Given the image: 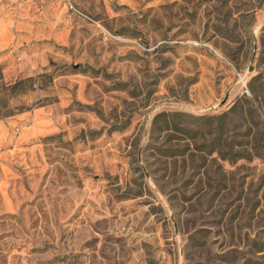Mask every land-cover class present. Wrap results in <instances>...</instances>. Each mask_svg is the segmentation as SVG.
<instances>
[{
  "label": "rangeland",
  "instance_id": "rangeland-1",
  "mask_svg": "<svg viewBox=\"0 0 264 264\" xmlns=\"http://www.w3.org/2000/svg\"><path fill=\"white\" fill-rule=\"evenodd\" d=\"M2 96L0 264H237L264 240V0H0Z\"/></svg>",
  "mask_w": 264,
  "mask_h": 264
},
{
  "label": "trees",
  "instance_id": "trees-1",
  "mask_svg": "<svg viewBox=\"0 0 264 264\" xmlns=\"http://www.w3.org/2000/svg\"><path fill=\"white\" fill-rule=\"evenodd\" d=\"M262 78L261 74L254 75L249 83V89L253 96L258 99L257 95V88H258V82ZM3 105H8L9 101L8 99H5L3 96L0 98ZM248 103L251 104V100L249 98H246ZM238 107L237 103L231 108L230 111L223 112L219 115H195L190 113H175L171 114V119L167 120L166 127L164 130H176L181 131L185 133V138H197L200 134V131L208 126H212V123H214V129L219 130L223 128L224 126V119L228 117L234 110ZM250 108L253 109V106ZM255 110V108H254ZM257 112V111H256ZM13 111H9L6 115H12ZM167 116L168 113H160L158 116ZM190 118L191 121H189L191 124L194 125L188 126L186 124L182 123V119ZM260 123L262 122V125L264 124L263 121H261V118L259 119ZM233 251H235V254L231 257V261L235 262L237 261V264H254L258 263V259H254L253 257L256 255H259L260 253L264 252V240H261L259 238H255L251 243H237V246H232ZM247 254L249 256H247ZM253 256V257H252Z\"/></svg>",
  "mask_w": 264,
  "mask_h": 264
},
{
  "label": "water",
  "instance_id": "water-1",
  "mask_svg": "<svg viewBox=\"0 0 264 264\" xmlns=\"http://www.w3.org/2000/svg\"><path fill=\"white\" fill-rule=\"evenodd\" d=\"M256 50H257V45L255 46V51H254L253 60H254V58H255Z\"/></svg>",
  "mask_w": 264,
  "mask_h": 264
}]
</instances>
